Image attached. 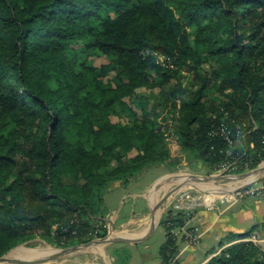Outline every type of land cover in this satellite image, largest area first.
<instances>
[{"label":"trees","instance_id":"obj_1","mask_svg":"<svg viewBox=\"0 0 264 264\" xmlns=\"http://www.w3.org/2000/svg\"><path fill=\"white\" fill-rule=\"evenodd\" d=\"M159 108L210 174L264 162V0H0V258L36 237H106L110 185L168 164ZM222 123L232 147L214 134ZM187 219L162 220L164 264ZM254 230L206 264H264L244 241Z\"/></svg>","mask_w":264,"mask_h":264},{"label":"crops","instance_id":"obj_2","mask_svg":"<svg viewBox=\"0 0 264 264\" xmlns=\"http://www.w3.org/2000/svg\"><path fill=\"white\" fill-rule=\"evenodd\" d=\"M147 171L148 169L144 173ZM160 174L159 178L144 190L140 188L141 182L138 179L140 176L131 180L129 184L114 182L110 185L109 194L106 195L109 209L106 217L108 235L113 234L126 239H142L149 236L152 227L151 208L156 201L163 198V191L159 193L155 190L151 194L152 186L161 179L164 172ZM112 203L116 208L112 207ZM172 211L175 210L169 209L168 205L163 206L158 215H162L161 223L143 243L108 245L93 243L68 258L38 264H164L161 249L167 241V231L162 220ZM188 211H185L189 215L187 227H199V242L189 244L184 239L182 229L176 231L178 251L170 264H206L229 246L240 241L236 240L239 235L253 229L255 230L251 235L257 233L259 244L264 248V199L211 202ZM159 233L163 234V238L158 239L159 246L154 253L156 245H153V240ZM95 240L97 239L92 241ZM30 242L14 248L8 254L6 264H25L26 261L40 260L54 252L52 248L29 247Z\"/></svg>","mask_w":264,"mask_h":264},{"label":"rangeland","instance_id":"obj_3","mask_svg":"<svg viewBox=\"0 0 264 264\" xmlns=\"http://www.w3.org/2000/svg\"><path fill=\"white\" fill-rule=\"evenodd\" d=\"M92 60L96 66H101L103 64L108 63L107 59L104 56H99V57H96ZM183 76H186V79L184 81V83H185L184 85H186L187 82H192L194 79L193 76H189V74H187L186 72L183 73ZM158 91H159V89L155 90L153 93L155 103H158L160 100V96H159ZM139 92L152 93V91L146 90V89L140 90ZM157 110L160 114H162L160 121L165 126L164 128L169 129L168 134H167V141H168V147L170 150V158L167 162L168 164L160 165V166H153L150 169H148L147 172H145L144 174H142L138 178V179H140L139 182H141V186H140L141 190H144L146 188V186H148V185H152L154 183V181L157 178H159V176L161 175L160 174L161 172H164V175L161 177L160 180H162L168 176H178V175L179 176L197 175V176H201V177L223 176V175L235 177L236 175H239V174H234V173L225 174L224 171H218V172L210 174L209 169L204 164L189 160L188 155L183 153V151L181 149V145L178 142L176 135H174L172 132V131H174V126L177 124L176 121L171 120V118H169L167 121H165V119L167 117V114L165 113L166 110H163V108H159ZM112 120H113V122H116V123L117 122H122V123L129 122L128 118L113 117ZM134 155H136V152H133L131 154V157ZM263 165H264V162L258 168L262 167ZM258 168H256V169H258ZM256 169H254V170H256ZM250 171H253V170H250ZM250 171H246L244 173H248ZM244 173H240V174H244ZM262 177H264V174H262L260 176V178H262ZM242 181L243 180L236 177L234 180H230V181L205 182L201 186V187H203L202 189L196 188V187H191V186H186L185 189H183V188L179 189L174 194H172V196H170V198L166 201L165 205H168L169 209H174L176 204L186 203L187 201H185V200H187V197H190V199H192V203L197 204V205H205V204H209L211 202H216V203L233 202V201H235L234 191L245 186V185H241ZM178 184H179V182L161 184L158 187L157 192L160 193V191L161 192L163 191L162 196L164 197L170 191H172L176 186H178ZM214 189L218 190V192H221V193L220 194H213ZM233 189H234V191H233V197H232L231 191ZM108 191L106 192V195L109 194ZM229 191H230V193H229ZM242 201H244V200H242ZM188 204H190V203L188 202ZM114 205L112 203V207L116 208V206H114ZM160 233L157 234L155 239L153 240L154 241L153 245H156L154 247L155 248L154 253L157 252L156 249L159 246L158 239L163 238V236H162L163 234H160ZM163 233L165 234L164 230H163ZM30 241H28V242H30L28 244L29 247H36V248L40 247V248H45V249H48V248L51 249L52 248L53 250H54V248L55 249L69 248V247H57L58 246L57 244H55V243L52 244V243L48 242L47 240H45L41 237H36L35 239L30 240ZM70 247H73V246H70Z\"/></svg>","mask_w":264,"mask_h":264},{"label":"water","instance_id":"obj_4","mask_svg":"<svg viewBox=\"0 0 264 264\" xmlns=\"http://www.w3.org/2000/svg\"><path fill=\"white\" fill-rule=\"evenodd\" d=\"M262 174H264V165L262 167L256 169V170H253V171H250V172L244 173V174H239V175H236L235 177L226 176V175L211 176V177H201V176H197V175L185 176L186 179L183 182H180L178 184V186H176L172 191H170L167 195H165L163 198H161L160 200L156 201V203H154L153 207L151 208L152 227L150 229L149 236L154 233L156 228L161 223L162 215H160V216H158V215L161 212L163 206H165L166 201L170 198V196H172V194H174L179 189H182L185 186H189L190 184H193L194 182L230 181V180H234L236 177L241 179V180H245L247 178H250L253 175H260L261 176ZM257 180H255V181H257ZM162 181H163V179L158 181L156 184H154L152 186L151 194L155 190L158 189V187L161 185ZM255 181H253V182H255ZM253 182H251V183H253ZM251 183H247V184H245V186L250 185ZM245 186H243V187H245ZM243 187H241V188H243ZM241 188L234 191V193L238 192ZM113 227H114V229H116V226L114 224H113ZM149 236L146 238H142V239H126V238L118 237V236L113 235V234L107 235L104 238L97 239V240L92 241L90 243L81 244V245L69 247L66 249H55L54 248V252L51 253L50 255H48L47 257L40 259V260L26 261L25 264L49 263V262L65 259V258H68V257L80 252L83 249L88 248L93 243H100V244H106V245L116 244V243H143V242L147 241ZM12 250H14V249H12ZM8 254H6L5 256L0 258V264H6L8 262Z\"/></svg>","mask_w":264,"mask_h":264},{"label":"built area","instance_id":"obj_5","mask_svg":"<svg viewBox=\"0 0 264 264\" xmlns=\"http://www.w3.org/2000/svg\"><path fill=\"white\" fill-rule=\"evenodd\" d=\"M157 57L158 62L167 68H173L172 65H170L169 63H167L166 58L164 56H160L157 53L154 54ZM215 135H220V136H224L225 139L227 140V142L229 143V145L232 147L234 146V141L231 140L230 136H229V131L227 129V126L222 123L220 125V127L218 128V130L214 133ZM231 166H224L220 171H224L225 174H227L228 171H230ZM248 198H259V199H264V177L258 179L257 181L251 183L250 185L241 188L238 192L234 193V199L235 201H242ZM187 201L186 203H178L175 205L174 210L176 212H180V211H188V210H193L195 209V207H197V204L192 203V199H190V197H187ZM184 201V202H185ZM233 201V202H235ZM188 202L190 204H188ZM189 212V211H188ZM188 220L186 223V226L182 229L183 231V236L184 239L187 243L189 244H197L199 242V232L200 229L198 226H193V227H187L188 224ZM72 224L77 225L78 228V224L79 221L77 219H74L72 221ZM68 230L67 229H63L62 233H66ZM101 232L100 229V225L97 226V229L95 231V236L98 235V233ZM73 235L77 234V231H73L72 233ZM259 235L257 233L251 235V237H249L248 239H245V241H252L255 242L257 244H259ZM260 245V244H259Z\"/></svg>","mask_w":264,"mask_h":264},{"label":"bare ground","instance_id":"obj_6","mask_svg":"<svg viewBox=\"0 0 264 264\" xmlns=\"http://www.w3.org/2000/svg\"><path fill=\"white\" fill-rule=\"evenodd\" d=\"M259 178H260V175H253L250 178H247V179L243 180L241 182V185H245L247 183H251V182H253V181H255V180L259 179ZM185 179H186V177L183 176V175L182 176H179V175L178 176H168V177H166V178L163 179V181L161 182V184H164V183H172V182H179L180 183V182H183ZM204 183L205 182H194L193 184H190L189 186H191V187H197V188L202 189L203 187H201V186ZM185 188H186V186L183 187V189H185ZM233 191H234V189L231 191L232 192V197H233ZM220 193L221 192H218V190H215V189L213 191V194H220ZM229 193H230V191H229Z\"/></svg>","mask_w":264,"mask_h":264}]
</instances>
